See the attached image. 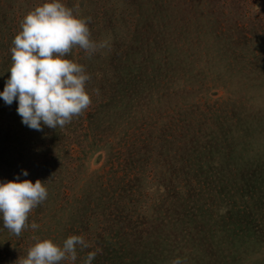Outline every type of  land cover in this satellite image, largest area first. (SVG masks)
<instances>
[{
	"label": "rangeland",
	"instance_id": "374dc122",
	"mask_svg": "<svg viewBox=\"0 0 264 264\" xmlns=\"http://www.w3.org/2000/svg\"><path fill=\"white\" fill-rule=\"evenodd\" d=\"M43 2L0 0V91ZM62 3L106 47L67 57L92 103L63 128L29 129L0 99V182L48 192L20 236L0 218V264L71 235L90 245L75 264H264V0Z\"/></svg>",
	"mask_w": 264,
	"mask_h": 264
},
{
	"label": "clouds",
	"instance_id": "9594fccd",
	"mask_svg": "<svg viewBox=\"0 0 264 264\" xmlns=\"http://www.w3.org/2000/svg\"><path fill=\"white\" fill-rule=\"evenodd\" d=\"M106 47L91 39L88 20L64 5L62 0H44L29 12L21 31L13 40L12 65L0 99L11 106L17 102L21 122L29 129L43 131L63 128L81 115L92 103L86 85L91 77L85 67L67 57L79 48L89 55ZM98 92V90H96ZM24 176L28 172H22ZM43 182L37 179L0 182V218L12 234L20 236L29 227L34 208L47 199ZM32 230L39 228L33 222ZM90 247L81 235H71L62 245L51 239H38L21 264H75L77 249ZM97 251L89 252L83 264H92ZM172 264H182L176 259Z\"/></svg>",
	"mask_w": 264,
	"mask_h": 264
}]
</instances>
